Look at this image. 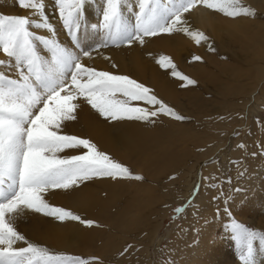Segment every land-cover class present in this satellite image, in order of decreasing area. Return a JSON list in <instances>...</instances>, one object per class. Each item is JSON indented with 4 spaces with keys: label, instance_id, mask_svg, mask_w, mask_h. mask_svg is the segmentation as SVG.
<instances>
[{
    "label": "bare ground",
    "instance_id": "6f19581e",
    "mask_svg": "<svg viewBox=\"0 0 264 264\" xmlns=\"http://www.w3.org/2000/svg\"><path fill=\"white\" fill-rule=\"evenodd\" d=\"M76 2L79 0H67V3ZM151 2H159L168 7L178 3L177 0ZM39 4L43 5L42 9H7L4 12L28 18L30 32L49 41H55L61 47L79 54L82 66L90 67L96 72L127 76L142 84L179 116L213 119L215 115L220 117L218 115L223 112H219L218 108L223 106L229 97L247 93L243 83L264 81V0H235V7L249 10V14L237 16H228L219 10L206 7L202 2L197 3L192 9L182 13L181 24L172 31L143 36L142 39L133 40L131 44H114L110 39L107 44L103 43L106 33L100 26L103 23L102 11L105 0H83L79 28L74 32L75 39L65 26L58 25L56 28L60 15L56 0H40ZM137 5L138 0H122L123 18L133 30ZM45 20L47 25H52L54 29L37 26L44 25ZM93 25L97 27L94 28ZM196 34L200 37L198 45L190 41V36ZM35 43L42 59L50 60V53L44 46L39 41ZM72 45L79 47L75 49ZM83 51H88L89 55H83ZM161 57L167 58L164 66L160 63ZM0 61H3L0 62V73L18 79L15 60L7 58L0 52ZM173 69L194 83L188 84L174 76ZM87 80L88 77L84 76L81 82ZM184 83L189 89H179V85ZM69 93L75 97L69 102L74 106L70 113L72 118L59 120L55 129L58 134L87 139L96 145L97 151L136 168L137 172L143 171L144 174L151 175L153 180L173 172L191 156L187 147L184 150L178 149L182 132L186 128L176 122L177 119L169 115L165 118H150V122L105 119L87 102V93H81L71 84L70 77L65 89L60 91V96L64 97ZM253 93L255 92L247 97L252 99ZM116 94L123 96L121 93ZM207 94L216 96L218 100L205 99L204 95ZM115 95L113 99L116 100ZM128 103L129 106L149 108L145 104L131 101ZM156 108L154 106L150 109ZM200 134L201 132H198L196 136L200 137ZM86 151L83 147L69 148L56 155L63 158L82 155ZM246 160L248 169L244 178L248 186L244 194L235 193L237 202L233 199L234 203L230 204V208L240 218L239 221L247 225L243 229L256 234V238L251 241V256L247 255L248 242L238 233L222 230L223 232L216 234L219 238L214 239L216 229L221 231L219 223L215 221L203 224L202 219L211 214L212 197L215 194L208 190V194L205 195L204 186L199 187V194L202 197L199 199L202 208L198 214L201 220L197 222L201 224L200 240L195 247L183 251L182 264H264V243L260 239L264 238V157L258 153L256 158L247 156ZM152 171L156 173L151 174ZM120 186L117 184L118 188ZM115 189L111 184L101 182L99 179H87L67 189L50 188L41 193V196L50 207L70 211L81 220L91 221V225L93 222L99 225L111 223V230H114L120 219L133 214L134 211L140 212V205L145 201L141 195L144 191H138L124 203ZM121 202L124 205L119 204ZM113 209L115 215L112 214ZM6 219L10 220L15 231L24 237L12 245L13 249L27 247L28 244L25 243L27 241L45 253L51 250L69 253L91 252L101 239L96 231H89L91 225L70 219L60 221L23 205L15 212L6 214ZM4 247L6 246L0 245V248ZM32 259L39 260L40 264H46L48 261L46 256ZM52 262L55 264L54 259Z\"/></svg>",
    "mask_w": 264,
    "mask_h": 264
},
{
    "label": "snow or ice",
    "instance_id": "6c2138e0",
    "mask_svg": "<svg viewBox=\"0 0 264 264\" xmlns=\"http://www.w3.org/2000/svg\"><path fill=\"white\" fill-rule=\"evenodd\" d=\"M201 2L228 16L249 14V10L235 7V0H179L171 7L151 0H138L133 30L123 18L122 0H105L100 26L106 33L103 43L107 44L110 39L114 44H131L143 36L170 32L181 24L183 12ZM56 4L65 28L75 39L74 32L79 28L83 0L76 3L56 0ZM19 5L24 8L37 7L33 0H19ZM38 7L42 9L43 5ZM29 24V19L23 16H0V50L15 60L18 70V79L0 75V245L6 246L0 248V264H40L39 260L33 261L32 258L46 255L42 249L27 241V247L12 248L16 241L24 237L15 231L6 214L15 212L23 205L60 221L70 219L91 225V221L81 220L70 211L50 207L41 193L50 188L67 189L91 176L131 178L127 168L111 160L104 152L97 151L96 145L89 140L60 135L55 130L59 120L72 118L70 113L74 106L69 102L75 97L71 93L60 96L69 77L75 88L81 93L87 92V102L105 119L150 122V118L159 113L177 120L184 119L135 80L82 66L79 54L61 47L55 41L34 35L29 31ZM37 26L50 27L46 20L44 25ZM196 38H200L199 34H196ZM35 41H39L50 53V60L42 59ZM83 55L87 56L89 52L83 51ZM166 59L161 57L162 66ZM173 75L188 84L194 83L175 69ZM84 76L88 80L81 82ZM116 93L128 99L115 100L113 96ZM128 100L158 105V108L152 110L129 106ZM53 104L55 106H50ZM79 147L87 151L82 155L63 158L56 155L65 149ZM179 211L181 209L178 208ZM233 231L248 242L247 255L251 256V241L256 234L247 232L237 224H233ZM260 239L264 243V238ZM46 264H53L51 257ZM55 264H86V261L61 258Z\"/></svg>",
    "mask_w": 264,
    "mask_h": 264
},
{
    "label": "rangeland",
    "instance_id": "374dc122",
    "mask_svg": "<svg viewBox=\"0 0 264 264\" xmlns=\"http://www.w3.org/2000/svg\"><path fill=\"white\" fill-rule=\"evenodd\" d=\"M39 2L40 0H33V3L37 5L33 7L34 9H39ZM0 4H4L3 7L0 5L2 11L0 16H13L4 12L7 9H28L21 7L19 0H0ZM57 20L56 28L58 25L64 26L60 15ZM50 27L54 29L52 25ZM198 40L196 35L190 36V41L194 45H198ZM72 46L75 49L79 47ZM0 52L3 54L2 50ZM5 65L8 66V64ZM243 84L247 93L231 96L232 99L229 97L226 103L218 108V111L223 112L224 115H218L220 117L215 115V119L182 115L184 119L176 120L186 128L182 132L178 149L184 150L187 147L191 156L173 172L153 180L151 175L144 174L143 171L137 172L136 168L109 157L127 168L131 178L113 179L107 176H91L89 179H99L101 182L114 186L116 188L114 191L124 203L138 191H144L141 192L145 199L140 205L141 211H134L133 214L120 219L114 230H111V223L105 222L99 225L93 222L89 231H96L101 239L97 242L98 246L91 252L69 253L51 250L44 252L46 254L44 256L48 259L51 257L55 261L61 258L80 259L86 261V264H182L183 251L192 246L195 247L200 240L201 224L197 222L201 220L198 214L202 208L199 201L202 197L199 194V187L204 186L205 195L210 190L215 193L212 197L211 214L202 219L203 224L215 221L219 223L221 231L216 229L214 239H218L219 235L216 234L224 230L233 231V224L239 225L242 229L246 227V224L239 221L240 218L230 208V204L234 203L233 199L237 202L235 193L244 194L248 186L244 178L245 171L248 169L246 157L256 158L258 153L264 157L262 139L264 133H261L264 132V81ZM179 89L189 88L184 83L179 85ZM250 92H255L252 99L247 97L251 95ZM149 94L153 95L151 92ZM116 95V100L128 99ZM156 98L164 103L160 97L156 96ZM204 98L218 100L216 96L208 94L204 95ZM128 101L144 105L141 101ZM145 106L154 107L153 105ZM155 107L158 108V105ZM157 117L165 118L166 114L159 113L155 118ZM198 132H201L200 137L196 136ZM187 169L190 170L187 171ZM117 184L121 186L118 188ZM122 202L119 204L124 205ZM178 208L181 211L177 212ZM112 214L115 215L114 209Z\"/></svg>",
    "mask_w": 264,
    "mask_h": 264
}]
</instances>
